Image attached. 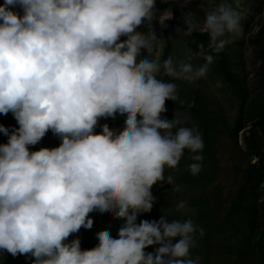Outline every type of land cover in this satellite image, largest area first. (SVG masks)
I'll return each instance as SVG.
<instances>
[{
  "label": "clouds",
  "instance_id": "9594fccd",
  "mask_svg": "<svg viewBox=\"0 0 264 264\" xmlns=\"http://www.w3.org/2000/svg\"><path fill=\"white\" fill-rule=\"evenodd\" d=\"M192 0H179L182 5ZM23 9V16L12 9ZM156 0H4L0 5V113L11 112L19 128L0 145V250L31 253L34 264H198L190 257L198 229L192 220H142L152 210L151 189L164 181L165 166H177L184 149H203L195 128L162 119L166 100H177V85L157 79L161 65L149 58L158 38L152 28ZM184 15L185 36L207 33L219 53L227 33L241 30V13L221 3L205 14ZM173 18L171 8L159 20ZM149 24L147 34L136 31ZM121 36L127 37L121 40ZM148 57L139 59L141 52ZM193 68L172 58L165 74L189 81L205 77L214 57L203 44ZM126 114L118 134L101 117ZM139 117V119H138ZM62 138L59 147L30 152L47 131ZM0 132L8 129L0 125ZM202 161L201 155L193 157ZM195 175L200 163L190 165ZM171 180V177L168 178ZM178 207H184L183 203ZM113 213L126 223L118 239L105 230L99 244L81 250L65 243L81 227L91 229L89 213ZM178 238V242L172 243ZM160 245L154 253L144 249Z\"/></svg>",
  "mask_w": 264,
  "mask_h": 264
},
{
  "label": "trees",
  "instance_id": "16d2710c",
  "mask_svg": "<svg viewBox=\"0 0 264 264\" xmlns=\"http://www.w3.org/2000/svg\"><path fill=\"white\" fill-rule=\"evenodd\" d=\"M249 1L252 10L248 18L241 22L242 36L235 40L225 36L229 43L221 52L209 49L210 37L207 33L195 31L191 36H185L190 43V62H205L203 57L190 59L199 44H203L206 53L214 57V63L209 68L236 103V113L231 121L222 103L211 98L201 85L186 84L181 88L179 84L184 82L180 78L165 74L162 65L169 57L174 64L176 41L165 27L162 30L161 68L156 75L157 79L176 84L178 97L176 101L166 100L164 118L180 121L172 129L173 134L180 127L195 128L202 135L204 147L197 152L184 149L177 166H165L164 181H158L151 189L155 198L152 210L139 214L136 223L142 220L159 221L162 216L168 222L192 220L198 229L203 230V234L197 231L196 246L190 249V257L197 259L198 264H216L220 257L234 264H264V0ZM3 3L4 0H0V5ZM221 3L234 6V0H217L218 6ZM15 8L22 9L18 5ZM169 8L173 12L169 22L186 32L188 25L182 17L184 9L180 7L179 0H156L158 12ZM208 11L211 10L191 12L195 13L196 21L199 18L204 21ZM253 27L257 29L251 32ZM120 39L123 40V36ZM245 45L253 47L252 81L246 69ZM143 56L141 54L139 59ZM182 113L188 119L181 118ZM125 121L126 117L121 118L119 113L114 118L101 117L94 132L102 133V126L107 124L118 134L125 128ZM0 125L8 129L7 135L0 132V145H4L12 134L9 129L19 128V124L9 112L6 115L0 113ZM226 139L232 144L226 146ZM224 147L232 153L231 169L236 179V186L226 195L223 194L225 185L220 181L225 168L220 164L219 154ZM28 149L30 152L40 150L34 145H28ZM195 155H201L203 160L195 161ZM192 163L201 164L198 174L191 172ZM181 203L184 205L182 208L178 207ZM89 218L93 220L92 228L81 227L65 243L79 239L81 250H89L99 244L97 233L107 230L118 239L119 229L126 223L115 218L113 213L98 210L89 213ZM98 218L109 223L101 225ZM176 242L178 238L172 241L173 244ZM159 246L152 245L144 251L154 253ZM25 255L29 263L34 264L35 257L31 253Z\"/></svg>",
  "mask_w": 264,
  "mask_h": 264
},
{
  "label": "rangeland",
  "instance_id": "374dc122",
  "mask_svg": "<svg viewBox=\"0 0 264 264\" xmlns=\"http://www.w3.org/2000/svg\"><path fill=\"white\" fill-rule=\"evenodd\" d=\"M180 7L184 9V13L182 17L184 18V15L186 13L195 11L197 9H204V10H214L216 7H218L217 0H192L191 3L187 5H182L179 3ZM234 9L238 10L241 13L242 21H244L246 18H248V14L252 10V3L249 0H234ZM14 12H16L18 15L23 16V9L13 8ZM165 13V10L162 12H156L153 21H152V28L154 29L157 40L153 43V49L151 53L149 54V58L155 60L159 64L160 55L162 53L163 49V37H162V30L165 27L169 33L173 36V38L176 41V46L173 53V60L174 65L179 70V66L182 63H191L193 65V68H198L202 62L195 61L190 62L188 60V51L190 47V43L186 41L184 31L179 28L178 26H175L173 23H170L167 20L165 21V26L161 27V24L159 22L160 19L163 18ZM257 18V17H256ZM201 24L203 23L202 18H199L197 20ZM2 23V21H0ZM149 24L147 21H145V25H140L136 31L147 34L149 31ZM257 28L253 27L251 32H254ZM243 30L236 33H227L225 36L230 40H235L236 38L242 36ZM127 39V37L123 36V40ZM244 53H245V62H246V69L250 77V81H252V75H253V69H254V53H253V47L251 45H245L244 47ZM141 54H143V58L148 57V53L146 51H142ZM257 63V62H256ZM180 79L184 82L179 84L181 88H184L186 84H194V85H201L204 89V91L211 97L218 99L223 107L226 110V113L228 114L229 120L231 121L236 113V103L234 99L229 95L228 91L222 84L220 83L217 76L210 70L206 74L205 77H201L196 80L189 81L187 79H184L180 77ZM185 84V85H183ZM181 118L188 119V116L185 113H182ZM125 118L126 114L121 115V118ZM161 118H164V113L161 114ZM18 128H10L9 130L13 133L14 130ZM62 143V138L56 134H54L51 130L47 131L44 135V137L41 138L40 141L37 142L34 146L38 149L42 148H49L53 149L56 147H59ZM228 143V144H227ZM231 141L226 139V146L231 145ZM232 153L229 152L225 147L222 149V152L219 154L220 157V164L225 169L224 173L220 177V181L222 184L225 185V189L223 190V194L226 195L229 191H232L234 187L236 186L235 177L233 174V171L231 169L232 160L231 157ZM98 222L101 225H106L109 222L103 220L102 218H98ZM28 257L25 254H17L16 256H13L11 253H8L6 250H0V264H30L28 261ZM216 264H234L231 260L225 259V258H217ZM240 264H249V263H240Z\"/></svg>",
  "mask_w": 264,
  "mask_h": 264
}]
</instances>
